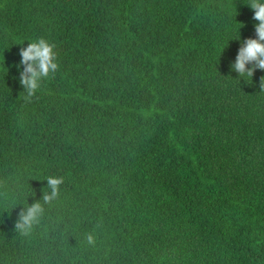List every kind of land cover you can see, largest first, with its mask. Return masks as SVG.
<instances>
[{
    "label": "trees",
    "instance_id": "1",
    "mask_svg": "<svg viewBox=\"0 0 264 264\" xmlns=\"http://www.w3.org/2000/svg\"><path fill=\"white\" fill-rule=\"evenodd\" d=\"M247 2L0 0V264H264V71L230 68ZM40 37L60 69L25 99Z\"/></svg>",
    "mask_w": 264,
    "mask_h": 264
},
{
    "label": "clouds",
    "instance_id": "2",
    "mask_svg": "<svg viewBox=\"0 0 264 264\" xmlns=\"http://www.w3.org/2000/svg\"><path fill=\"white\" fill-rule=\"evenodd\" d=\"M253 10L255 38H247L242 41L234 63L230 68L238 73L239 77L252 78L257 69L264 71V0H248L247 4ZM243 25H241L242 27ZM20 72L19 82L26 92L25 99H30L40 90L41 84L55 76L60 69L56 45L47 39L40 37L28 43L27 47L20 49ZM249 65H251L249 67ZM259 86L264 90V76L260 77ZM47 191H43L41 200L21 209L15 222V229L21 235H30L34 227L40 223L44 215V205H51L59 198L60 187L64 182L63 177L48 176ZM89 245H95V235L88 233L86 236Z\"/></svg>",
    "mask_w": 264,
    "mask_h": 264
}]
</instances>
